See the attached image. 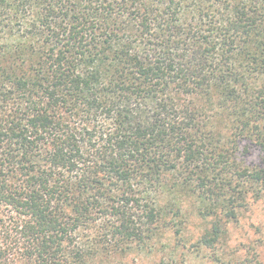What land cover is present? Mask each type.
I'll return each instance as SVG.
<instances>
[{
	"label": "trees",
	"instance_id": "1",
	"mask_svg": "<svg viewBox=\"0 0 264 264\" xmlns=\"http://www.w3.org/2000/svg\"><path fill=\"white\" fill-rule=\"evenodd\" d=\"M261 194L264 0H0V264H116L193 219L219 264Z\"/></svg>",
	"mask_w": 264,
	"mask_h": 264
},
{
	"label": "rangeland",
	"instance_id": "2",
	"mask_svg": "<svg viewBox=\"0 0 264 264\" xmlns=\"http://www.w3.org/2000/svg\"><path fill=\"white\" fill-rule=\"evenodd\" d=\"M255 154L249 160L259 161ZM205 225L199 219H193L188 226L186 247H177L172 232L165 240L170 245L160 244L145 251L132 252L116 264H215L212 251L204 247L195 251V242L203 233ZM217 253L222 260L219 264H264V195L250 196L246 206L242 207L236 221L228 224V236Z\"/></svg>",
	"mask_w": 264,
	"mask_h": 264
}]
</instances>
